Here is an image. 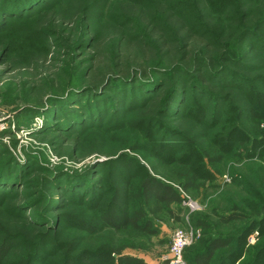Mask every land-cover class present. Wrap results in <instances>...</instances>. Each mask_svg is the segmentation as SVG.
I'll return each mask as SVG.
<instances>
[{"label":"rangeland","instance_id":"374dc122","mask_svg":"<svg viewBox=\"0 0 264 264\" xmlns=\"http://www.w3.org/2000/svg\"><path fill=\"white\" fill-rule=\"evenodd\" d=\"M6 1L35 7L16 16L4 10ZM176 1L0 0V264H90L103 245L123 247V254L147 264H167L177 229L193 232L187 264L208 236L230 234L245 247L227 253L226 264H248L258 250L264 261V240H245V223L217 225L233 204L243 211V199L264 203V100L256 97L264 93V26L244 46L240 40L242 27L260 22L264 0H231L224 13L212 9L220 0H188L186 18L175 16L183 0L178 7ZM186 24L199 25L213 42L214 60L203 64L210 80L203 84V72L182 60ZM120 34L153 65L147 72L130 65L127 81L107 69ZM97 47L104 57L100 71ZM42 56L44 76L35 63L26 70ZM134 80L133 87L120 84ZM134 93L136 102L128 101ZM82 118L93 119L76 125ZM212 149L222 152L221 161L203 158ZM173 157L195 166L205 161L208 172L197 168L198 189L183 191ZM149 174L182 196L172 214L155 202L145 205L155 234L89 229L81 221L114 202L118 191V200L127 198L122 208L139 207L137 189ZM203 220L208 227L198 225Z\"/></svg>","mask_w":264,"mask_h":264},{"label":"trees","instance_id":"16d2710c","mask_svg":"<svg viewBox=\"0 0 264 264\" xmlns=\"http://www.w3.org/2000/svg\"><path fill=\"white\" fill-rule=\"evenodd\" d=\"M188 0H183L182 1V7L180 11L176 13L175 16L178 18L183 16L186 18L184 15V9L190 7H186ZM108 2V0H103V3ZM177 2H180L179 0L176 1L177 7L178 4ZM235 2H232L231 0H220V2L214 3L212 5L213 11H220V12H228L230 10L231 6L230 4H234ZM239 4H244V3H238ZM29 2L27 5L24 3H21L19 6L17 5H11L9 3L3 5L4 10L6 12H13L14 15L17 16V13H20L19 10L23 9L24 12L30 9H33L35 6L30 4ZM229 8V9H228ZM17 10V11H16ZM47 12H43L41 14L42 18H46L48 16ZM183 19V18H182ZM260 22L258 24L252 25V26H244L242 27L243 30L240 32V40H241V45L244 46L245 39L249 37V34L252 32H257L258 30L263 29L262 27L264 26V15L259 18ZM73 22L72 19H68L64 21V23H71ZM185 27V32L183 35V49L184 53L182 55V60H184L185 65H193L195 68L203 72L201 75V84L207 82L210 80L208 76V72L204 71L205 67H203V64H207L209 62H212L214 60L212 58V52H213V42L208 39V36L206 35L205 31L201 30L199 25H191V24H186L184 25ZM252 29H254L252 31ZM124 37L123 34L119 35V39L121 42H119L115 48V57L114 61L112 64L107 65V69L111 71V76L116 77L117 79H121L122 81H127L128 79V71H129V66L133 65L134 69L136 71L140 72H147L151 67L153 66L151 62V59L145 50H141L140 48H133V45L131 43L124 44V40L122 39ZM99 47V46H98ZM98 47L95 50V62L96 64H99L97 66V69L100 71V67L103 66V62L100 63V51ZM103 57V54L101 55ZM104 58V57H103ZM47 58L45 56L40 57L39 59H36L35 61H29L28 65H26V70L27 68H34L40 66L41 72L40 75L44 76L45 73L42 71L46 66ZM14 70V68H13ZM35 70V69H33ZM18 73V76H22L23 72L20 71H25L21 69L16 70ZM16 74V73H15ZM43 74V75H42ZM133 76V75H132ZM144 76L146 74L144 73ZM134 78V77H133ZM110 79V78H109ZM112 79V78H111ZM119 79V80H120ZM120 80V81H121ZM134 81H129V82H121L120 84H131V86H135L132 82ZM144 82V81H142ZM111 84V83H110ZM115 84H119L115 82ZM110 86V85H109ZM118 88V87H116ZM128 91V89L126 90ZM127 93H123V95L126 96ZM136 95L134 93V96L128 98V101L136 102L137 100ZM256 97L259 99L264 100V93L256 92ZM124 102L125 101H120ZM135 104V103H134ZM100 109V107L98 108ZM97 112V111H96ZM98 113V112H97ZM259 113L261 114V124H264V103L259 109ZM96 116V115H95ZM94 116V117H95ZM98 116V115H97ZM225 114L221 115V119L225 117ZM93 117V118H94ZM92 118V119H93ZM85 119V118H84ZM83 118L76 121V125H81L86 121L89 122L92 119L84 120ZM219 119V121H221ZM260 124V125H261ZM263 131V130H262ZM222 137V136H220ZM227 138V137H226ZM219 137L217 136L216 142L217 146L221 147L219 145ZM262 141L264 140V134L261 137ZM263 148H264V143H263ZM249 148H253L252 146ZM223 150V148H220ZM242 150H245V148H240L238 151H234V155L239 156ZM248 151V148H247ZM206 153V154H205ZM204 153V159L207 160L209 163L214 161H221L222 160V152L217 151L216 149H212L210 151H205ZM263 155V154H262ZM176 159V160H174ZM174 160V161H173ZM173 164L177 165L176 170L179 171L178 178L181 182V188L183 191H189L192 189H198L200 185L198 184L199 180H201L202 175L200 172H198L197 168L200 170H203L204 172L207 171V165L202 163L201 165H194L192 161L187 160V159H181V158H172ZM241 183L243 180L240 181ZM243 186L247 189V193H250V187L249 183L245 182L243 183ZM139 198H140V205L133 211H129L127 207L122 208V206H126L127 198L126 197H121L120 200H118V195L120 194L119 191L117 192L116 197L114 198V202L110 203L109 205L105 206H96L93 210L94 213L90 215V217H87L86 219H82L81 221L89 228H94L97 226H102L106 227L108 229L115 230L120 233H124L125 231L131 229V230H136V231H141L145 232L148 235H153L156 233V230L152 227V221L151 219L146 218V213L147 210L145 208V205H149L151 202H155L156 204H159L161 210H166L168 213H173V210L171 209V205L174 203L182 202V196L181 193L174 188L171 184L162 182L160 179L153 177L152 175H148L143 181L141 182L139 188L137 189ZM126 195V194H125ZM124 196V195H123ZM244 202V207L243 211L242 209L239 208V205L233 204L231 208L230 213L226 214H220L218 215V222L217 225H225V224H233V227H235V224L233 222H243L245 223V227L240 231L242 232L243 237L245 240H248L249 234H252L251 232L255 230V226H258L259 221H256V216L260 217V219H264V203L261 204L258 201L254 200H247L243 199ZM95 205V204H94ZM241 207V206H240ZM242 208V207H241ZM241 211V212H240ZM253 216V219H252ZM146 218V220H144ZM199 226H205L208 227V223L203 220L198 222ZM236 229V228H235ZM258 237L257 239L260 240L261 238L264 240V226H258ZM237 232L239 233V228L237 229ZM207 236V235H206ZM236 235L230 234L227 236H220V237H207L204 241H201L198 245V251L192 254V258L190 260L191 264H226L229 262V255L231 251H235L237 247L240 249H244V245L237 243L236 242ZM257 240V241H258ZM103 250L98 253V256L96 255L95 257H91V263L90 264H99L96 262V260L101 259L103 262L102 264H147V262L142 259L141 257L134 256V255H129V254H123L122 250L123 247L120 248H114L110 247V245H103ZM264 247V244L260 249ZM251 249L247 250L250 251ZM113 253H118L119 256L117 259H114L112 254ZM229 253L227 256L226 254ZM234 253V252H232ZM262 255V250H258L257 255L255 254L254 257L250 255V260L248 261V264H264L263 259H261ZM185 256V254H184ZM1 257V253H0Z\"/></svg>","mask_w":264,"mask_h":264},{"label":"built area","instance_id":"2783aa9c","mask_svg":"<svg viewBox=\"0 0 264 264\" xmlns=\"http://www.w3.org/2000/svg\"><path fill=\"white\" fill-rule=\"evenodd\" d=\"M189 206L192 209L198 208L195 202L190 201ZM258 237V233H252L248 237L249 243H255ZM193 232L185 229H177L173 235L172 244L170 247L169 254L164 257V261L167 264H187L185 260V249L193 241Z\"/></svg>","mask_w":264,"mask_h":264}]
</instances>
